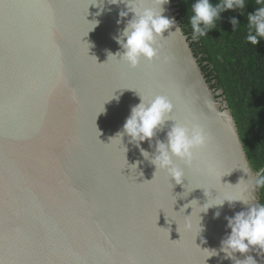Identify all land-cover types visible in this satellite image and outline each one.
I'll return each instance as SVG.
<instances>
[{
    "label": "water",
    "instance_id": "water-1",
    "mask_svg": "<svg viewBox=\"0 0 264 264\" xmlns=\"http://www.w3.org/2000/svg\"><path fill=\"white\" fill-rule=\"evenodd\" d=\"M164 7L176 24L159 38L161 56L131 68L108 60L123 51L116 37L134 15L120 17L126 0H0V264H234L220 250L231 231L225 217L245 204L201 213L199 234L183 229L193 208L179 211L192 200L202 206L224 196L260 202L251 180L264 167L251 164L224 90L208 80L177 3ZM138 92L168 96L174 120L198 123L209 137L196 167L182 165V183L155 174L140 152L154 154L148 141H112L140 102ZM174 123L166 122L153 145ZM201 161L214 171L200 170ZM247 255L264 264V250Z\"/></svg>",
    "mask_w": 264,
    "mask_h": 264
},
{
    "label": "clouds",
    "instance_id": "clouds-1",
    "mask_svg": "<svg viewBox=\"0 0 264 264\" xmlns=\"http://www.w3.org/2000/svg\"><path fill=\"white\" fill-rule=\"evenodd\" d=\"M121 2H125V0H108V3L111 4ZM170 2L171 0H150V3L147 0H126L128 11H121L120 17L128 16L129 12L134 13V15L127 21L120 35L116 37L123 51L116 54L109 53L108 60L110 57H116L117 60H122L131 68H136L142 60L151 61L159 58L162 48L159 38L164 36L166 30L173 28L176 24L174 18L164 15L166 11L164 6ZM103 3L104 0H99L100 5ZM246 4L247 0H218L215 4L211 0H194L191 4L189 17L193 41H198L201 37L207 36L211 29L216 28V22L220 19L222 12L229 9L244 10ZM256 4L258 7L255 12L247 14L248 23L245 39L252 45H257L261 39H264V0H256ZM103 10L101 6L97 15L102 14ZM120 22V20L117 21V23ZM98 23L99 21H96L94 27ZM230 23L235 31L239 21L237 18L231 17ZM176 30H179V27ZM164 59L167 60L168 57L165 56ZM138 94L140 102L131 107L130 115L127 117L123 129L112 138V141L115 138H119L121 141L124 135L130 138L129 143L137 147H140L142 141H148L149 146L155 149L154 154L142 147H140V152L145 160L155 166V174L163 171L168 177L174 178L176 183H182L183 177L186 175L185 167L182 165L188 168L196 167L198 150L207 147L209 137L205 129L198 123L189 125L174 120L172 113L175 106L168 96L162 94L143 95L139 92ZM73 99L75 100V97ZM168 120H173L175 123L167 131L166 139H156L153 145V138L157 137V133L163 130ZM138 163L139 161L131 166L136 167ZM200 163L202 164L200 170L214 171V166L211 163L204 161ZM251 183L254 187L264 186V175L253 178ZM205 195L209 196L206 191ZM194 201L198 207V218L193 217L194 211L197 210V207L193 205ZM236 201L242 202L247 207L245 210L236 212L234 216L225 217L227 220L226 227L231 231L221 240L220 250L226 254L225 258L232 259L234 264H256L255 259L247 254L256 249L264 250V203L250 202L248 199L232 196H224L219 199L217 197L209 198L202 206L199 205L198 201L192 200L190 204H185L179 211L181 212L183 209L184 212L189 206L193 208L191 215H183V229L201 233L203 231L201 213H207L214 206L222 207L225 202H228L230 207H235ZM219 216L220 212L217 211L215 217L218 218ZM178 224V231L180 232L181 224ZM208 251L212 253L209 257L217 254L216 250ZM236 253L244 255L245 258L238 259L235 256Z\"/></svg>",
    "mask_w": 264,
    "mask_h": 264
},
{
    "label": "trees",
    "instance_id": "trees-1",
    "mask_svg": "<svg viewBox=\"0 0 264 264\" xmlns=\"http://www.w3.org/2000/svg\"><path fill=\"white\" fill-rule=\"evenodd\" d=\"M179 9L182 27L192 39L189 17L194 0H171ZM213 4L218 0H211ZM256 0H247L244 10H226L217 27L198 41H191L202 67L217 89H223L239 126L241 138L254 169L264 167V39L257 45L246 41L248 13H254ZM239 21L233 30L230 18ZM264 175V171L262 173ZM259 203H264V186Z\"/></svg>",
    "mask_w": 264,
    "mask_h": 264
},
{
    "label": "snow or ice",
    "instance_id": "snow-or-ice-1",
    "mask_svg": "<svg viewBox=\"0 0 264 264\" xmlns=\"http://www.w3.org/2000/svg\"><path fill=\"white\" fill-rule=\"evenodd\" d=\"M181 238H182V234H181Z\"/></svg>",
    "mask_w": 264,
    "mask_h": 264
}]
</instances>
